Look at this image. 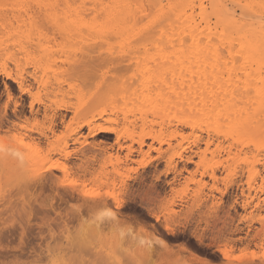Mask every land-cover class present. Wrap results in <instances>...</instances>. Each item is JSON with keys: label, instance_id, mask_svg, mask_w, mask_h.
<instances>
[{"label": "rangeland", "instance_id": "1", "mask_svg": "<svg viewBox=\"0 0 264 264\" xmlns=\"http://www.w3.org/2000/svg\"><path fill=\"white\" fill-rule=\"evenodd\" d=\"M5 1L0 0V85H3V89L0 91V117H3L4 123L2 130H0V261H4V264H97L99 256L102 259L107 256V258H113L112 260L108 259L111 260L110 262L106 258V262L110 264L113 262L132 264V261L134 264L139 261V264L145 263L144 258H141V252L147 247L148 243L150 244L149 237H151L150 233L152 231L150 225L154 222L147 208L136 194L141 193L140 191L145 190L151 183L163 188V182L172 178V173L164 176V172L167 167L172 166L168 165V162L173 159L178 170L184 169L178 178V182L173 186L174 197L177 201L174 210L177 215L184 214L188 206H191L196 192H199L195 197L198 199L201 198L200 195L212 196L217 200L222 199L221 202L224 210H226L234 194H239L236 190V186L239 184L247 189L249 183L252 198L255 196V192H258L257 197L263 202L254 207L256 203L254 198L253 204L246 212L247 215L242 210H237V219L238 216H246L239 226L245 228L250 225L252 227L250 232L252 237L248 241H243L244 243L228 242V239V241H223L222 244L220 242V246L226 243L227 246L231 247L232 251L228 260L219 257L220 255L215 252V248L212 246L213 242L208 239V235L202 236V240L199 241L190 235L193 225L184 230L179 226L183 222V216L172 217L173 228L176 229L174 237L176 236L177 240L168 242L174 252L171 258L168 259L169 262L171 261L168 264H262V254L258 248V231H260L261 226L257 219L260 217L264 220V192H260V187L264 186V133L258 132L259 129L257 131H251L252 129H250L248 132L244 130H241L242 132L235 131L228 124L229 137L221 142V147L211 146L203 157H193L192 162L175 159V154L186 148L190 147L195 150L192 145L193 137L201 135L198 129H191L189 126L178 124L177 112H180V109L177 108L179 106L178 101H176V104L172 102V106L169 104V109H167V106L163 104L164 100L156 95L134 101L119 93L97 91L95 88V83L98 82L97 78L91 82L94 83L92 85L94 87L89 85L90 82L87 84L70 82V65L73 63L77 52L70 53L68 46L67 52L65 50L66 43H63V46H65L63 47L62 44L59 45V43L52 41L44 33L28 30L29 26H15L16 23L9 18L11 12L16 13L17 9L20 10L26 7L29 9L35 6L36 1L40 0ZM133 1L136 5L132 4ZM167 1L168 3L171 2V0H162L163 7L168 6ZM180 1L174 0L173 2L172 0L171 3L173 5L183 4ZM194 1L196 5L199 2V0ZM221 1H226L224 3L229 6L228 8L231 7L236 10V19L242 20V29L244 30L242 32H254L258 34V39L264 38V17L260 18L258 22L256 20L250 21L247 15L250 11L246 8V4L252 2L257 4L258 8L264 9V7H261V0ZM20 2H24V4ZM107 2H111V0H107L105 3ZM144 2V0H130L131 5L134 7H140L142 4L147 7L149 3L144 5L146 4ZM152 2L151 4L154 3ZM211 2L213 0H203L204 5L207 7V18L213 23L219 13L211 8V6L213 7ZM173 5H171V8ZM139 7L137 8L138 11H140ZM150 8L149 13H152L149 15L145 7L141 9L143 16L146 14L151 17L148 20V17H144V20L142 17V21V15L140 14L139 20H141L140 24L143 26H140L142 27L153 25V22L159 18L156 16L155 8ZM166 8L164 10H167ZM196 13L197 10L194 19L198 22L200 18L196 17ZM245 21L249 22L244 23ZM252 26L256 28H252ZM125 39L126 35L111 38L105 48L112 54L130 55L128 52H131L134 55L144 56L153 55L158 50L151 44L145 49L141 45L129 48L124 46ZM26 43L32 44V48L21 49L23 44ZM235 43L234 49L238 50V45ZM189 46L188 43L187 47ZM187 47L186 49H188ZM181 50L182 48L178 49V51ZM221 51L224 53V57L229 60L230 56L227 50L222 49ZM226 52L227 54H225ZM234 55L232 57L234 60L230 59L227 64L232 68L229 64L234 63L233 66L235 65V67L232 69L235 72H231L232 69L228 68L227 65L225 66V70L227 68L228 72L233 73L234 78L232 81L237 77L243 79V75L239 73L242 72L240 69L241 59L236 61L240 56L238 54ZM237 64L239 65L236 66ZM3 67L12 75V79H18L20 76L26 78L27 91H18L12 79L6 78L1 73ZM256 70L258 71V69H255L254 75L259 73ZM259 71H261V75L263 74L260 77H264V70ZM31 72L36 73V81L28 78V74ZM125 77L121 76L119 79ZM257 78L250 77V83H255ZM69 82L75 86L70 88ZM9 86H12L13 89L10 91V98L8 99L5 88ZM6 102H8V107L4 113L3 107ZM15 103L20 105L18 109L22 112L20 120L12 117L15 111ZM157 103L159 106L156 105ZM63 106L69 107L71 112L58 111ZM30 107L34 112L33 115L29 114ZM74 107L78 108L76 113L72 110ZM56 111L65 116V122L62 125L58 124L56 127L55 141L53 146L49 148L53 149L51 151L46 147L35 149L30 144L27 136L37 137L39 133L49 135V118ZM100 112L102 115L101 118H98L96 115ZM184 117L186 120L190 118L198 128H203L212 122L203 114ZM87 121L109 127L113 129L114 134L92 133L88 135L86 128L83 127L80 131L81 136H79V140L83 144L81 146L79 144L70 145L66 149L70 153V157L65 159L63 153L59 151L62 148V139L74 135L77 128ZM12 122L17 123L19 127L17 130H11V133L5 136L6 127L11 126ZM214 124L218 126L217 123ZM115 135L119 136L120 144L123 147L119 154L121 157L126 153L125 147L131 146L135 150L131 157L133 162L128 163L126 166L116 162L115 151L107 150L106 153L101 154L96 150L98 146L112 145ZM140 138L143 139L144 144L141 147V152L138 153ZM81 148H83L82 153L80 152ZM17 155L24 156V160L16 159ZM218 163L223 165H218ZM79 165H89V173L83 176L77 170ZM53 167L58 168L54 169ZM214 168L218 178L215 189L211 187L212 184L206 176ZM251 168L258 172L253 180L248 179V171ZM47 169H51L52 177L46 171ZM189 173L194 176L193 181H185L186 178L190 177ZM202 173L205 175L201 177ZM45 176L47 179L43 178ZM128 177L127 183L130 185L131 191L134 192L125 195L122 182ZM142 177L145 179V187L139 188L137 182ZM199 179H202L207 185L201 188L198 187L195 181ZM226 188L227 194L222 195ZM164 191L163 197L170 198L171 194L166 187ZM67 193H72L75 199H70ZM94 197L106 198L109 202L113 197H117L124 202L121 214L116 215L118 220L123 218L121 221L124 223H121L120 229L123 231L125 229L124 233L120 229V231L114 229L113 233V229L106 232L110 229L101 227V232L96 233L94 238L92 233H88L89 236H86L85 241L78 240V234L84 225L91 227L90 225L93 226L95 222L104 224L111 218L112 213L116 212L112 206H100L88 211L85 206H80L83 200L89 201ZM78 207L81 208V218L72 220L73 222L68 224L69 227L65 229L62 219H71L73 214L76 215L75 211ZM248 212L252 213L253 218L248 215ZM59 215L62 217L59 218ZM68 215L69 217H67ZM236 223L238 224V222ZM204 226V224L200 225L199 233ZM130 229L131 232H128ZM67 230L68 232H66ZM100 234L103 236H100ZM254 235L256 237L252 239ZM66 236L67 240H65ZM239 236L244 237L243 234ZM72 237V241L75 240L74 244L72 243L73 246L69 244L72 242ZM68 238L69 243L67 244ZM230 238H232L230 240H233L237 236ZM121 242L124 244L122 247ZM179 245L184 246L189 252L196 255L199 262L189 260L187 252H177ZM128 246H131V253L126 251L130 249L127 248ZM125 247L126 250H123ZM138 248L142 250L139 252ZM122 251L130 253L128 256L126 255L128 258L125 255L121 256L124 253ZM97 253L98 257L96 256ZM130 255L133 256L132 261ZM134 258L136 259L134 260Z\"/></svg>", "mask_w": 264, "mask_h": 264}, {"label": "bare ground", "instance_id": "2", "mask_svg": "<svg viewBox=\"0 0 264 264\" xmlns=\"http://www.w3.org/2000/svg\"><path fill=\"white\" fill-rule=\"evenodd\" d=\"M106 1L107 0H105V2ZM144 1L146 2L144 5H147V3L150 5L149 7L147 5L148 10L147 7L142 4L140 7L138 6L140 8V11H138V7L131 5L130 0H111V2L107 3L103 2V0H40L36 1L35 6H30L31 8L29 9L27 7L20 9L21 6L19 8L21 11L17 9L16 13L11 12L10 15L12 18H9L12 22L14 21V23H16L15 26H29L28 30H35L38 31V33H44L52 41L59 43V45L62 44L63 46V43H66V47H63H65V50L69 47L68 49L70 53L77 52L73 63L70 65L69 76L70 82L72 83L79 82L87 84L97 78L96 80H98V82L95 83L97 91L119 93L120 95L134 101H137L140 98L143 99L144 97L147 98L156 95L158 98L164 100L163 104L164 106H167V109H169V104L172 106L173 103L176 104V101H178L177 104L179 106L177 108L180 109V112L176 111L178 115V124L189 126L191 129H198L201 132V135L193 137L192 145L195 150H192V148L189 147L182 150V152L175 154V159L179 161L192 162L193 157H203L210 150L211 146H215V148L221 147V142L229 137L227 131L228 124L232 130L235 131L244 130L245 132H248L250 129H252L251 131H257V129H259L258 132L261 131L264 133V77H260L261 71H259L261 69L264 70V38L258 39V34L254 32H242V20L240 21L236 19V10H233L231 7L230 10V8H228L229 6L224 3L226 1L213 0V2H211L213 4V7L211 6L212 4L210 5L211 8L219 13L213 23L207 18V7L204 5L203 0H199L197 5L194 0H181L180 2L183 4L173 5L171 0L170 3L173 5L172 8L167 1L166 4H168V6L165 7H167L166 9L168 11L164 10L165 7L162 5V0L161 2L160 0ZM151 2L153 4H151ZM20 3L24 4V2ZM133 3L134 1L132 4ZM144 7L148 11V15L152 13H149V8H155V11L157 12L156 16L159 17L151 26L142 27L143 25L140 24L142 17L143 20L144 17H148L147 20L151 18L146 14V16L141 14V9ZM246 8L250 11L247 10L249 12L247 15L250 21L256 20L258 22L260 18L264 17V9L258 8L257 4L249 2L246 4ZM196 10V17L198 16L200 18L198 22L194 19ZM13 13L14 15H12ZM140 14L142 15L141 20H139ZM151 16H153V14H151ZM241 17L243 16L241 15ZM248 22L249 21H245L244 23ZM244 26L243 28L245 29ZM253 27L254 26H252V28ZM119 35H126L124 46L129 48L141 45L142 48L145 49L151 44L158 50L155 52L156 54L153 53V55L147 56L134 55L131 52H128L130 55L123 53L112 54L107 48H105V45H107V42L111 38H115ZM235 42L238 45V50L235 48L237 51L234 49ZM188 43L190 44V48L187 47ZM186 47L188 49H186ZM25 48H32V44H23L21 49L27 50ZM179 48H182V50L178 51ZM222 49L227 50L231 60L233 59L232 57L235 56L234 54H238V56L241 57L236 61H240L241 59L240 69L242 72L239 73L243 75V79L237 77L232 81L234 78L232 74L235 72V70L233 72L232 68H234L235 65L233 66L234 63L232 62L233 64H229L232 68L228 66L227 62L230 59L228 60L224 57V53L221 51ZM227 52L225 54H227ZM226 65L228 68L232 69L231 72L233 73L228 72L227 68L225 70ZM238 65L239 64L236 66ZM255 69H258V71L256 70L259 72L257 75H254ZM1 73L5 75L6 78L12 79V75L6 71L5 67L1 69ZM121 76L126 77L124 79H119ZM250 77L258 78L256 82L254 81L255 83H250ZM28 78L32 81H36V73H29ZM231 81L232 83H230ZM12 82L15 84L18 91H27L28 85H26V78L20 76L18 79H12ZM70 82L69 87L73 88L75 85ZM93 84L91 83L89 85L92 86ZM5 89L7 92V98L9 99L10 91H12L13 88L12 86H9ZM14 105L15 111L13 112L12 117L16 120H20L22 113L18 110L20 105L18 103H15ZM156 105H158V103ZM7 107L8 102L4 104V113L6 112ZM61 110L71 112L70 108L65 106L58 109V111ZM72 110L76 113L78 108L74 107ZM29 114H34L31 107ZM194 114H203V116L208 117L212 122L203 128H198L190 118L186 120L184 117H191ZM101 115L102 113L100 112V114H97L96 116L101 118ZM64 122L65 116L57 111L54 112L49 118V135L46 133H39L37 137L27 136L32 147L35 149H39L40 147H46L49 149L52 147L53 142L55 141L56 127L58 124L62 125ZM214 123H217L218 126ZM3 125V117H0V130H2ZM18 127L17 123L12 122L11 126L6 127L7 130L4 131V135L7 136L11 133V130H17ZM83 127L86 128L88 135L92 133L114 134L113 129L105 127L104 125L96 124L92 121L82 123V125L77 128L74 135L62 139V148L59 149V151L63 153L65 159L70 157V153L66 151L70 145L79 144L81 146L83 144V142L81 143L79 140V136H81L80 131ZM143 144L144 141L140 138L138 141V153L141 152ZM52 149L53 148L49 149V151ZM122 149L123 147L120 144V138L118 135H115L114 143L112 145L103 147L98 146L96 148L101 154L106 153L107 150L115 151L116 162L120 165L122 164L126 166L128 163L133 162L131 157L135 150L131 146L125 147L126 153L121 157L119 154ZM217 150L221 151L222 149ZM80 152H83V148L80 149ZM17 156L16 159L24 160V156ZM175 164L176 162L173 159L168 162V165L172 166L167 167L164 176L172 173V178L163 182V188L155 183H151L145 188V190H141V193L136 194L142 204L147 208V211L154 222L150 225L152 230L150 234L152 238L149 237V246L147 245L143 250L138 248L139 252L142 250L141 258H144L143 261H145L146 264H168V259L174 254L168 242L177 240V238H175L176 236L174 237L176 229L173 228L174 223H172L171 218L183 216V222L179 225L183 230L193 225L194 227L191 228L192 231L190 232V235L199 241L202 240V236L208 235V239L213 242L212 246L215 248V252H217L222 259L228 260L230 252L232 251L231 247L227 246L226 243H224L223 246H220V242L222 244L223 241L229 240L228 242L234 241L244 243L243 241H248L249 238L252 237L250 235V232L252 231L250 225L245 228L239 226L240 223H243L242 221H244L246 216H238L239 218L237 219V210L240 209L246 214L247 210L253 204L254 198L256 200L254 207L258 206L263 200L260 201L258 199V192H255V196L252 198L250 193L251 186L249 183L247 189L239 184L236 186V190L239 194H234L230 203H228L226 210H224L221 202L222 199L217 200L212 196L204 195H200L201 198L198 199L195 197L199 192H196L195 197L192 199L191 206H188V209L184 214L181 213L177 215L174 210V207L177 206V201L174 197L173 186L178 182V178L181 176L184 169L182 168L183 170H178ZM218 165L223 164L218 163ZM57 168L58 167L54 169ZM88 169L89 165H79L77 167V170L80 171L83 176H85L86 173H89ZM46 171L49 172L52 177L51 169H47ZM215 171L216 169L214 168L206 175L210 180L213 189H215V184L218 181ZM257 174L258 172L254 168H251L248 171V179L253 180ZM189 175L190 177L186 178L185 181H193L194 176L191 173H189ZM204 175L205 174L202 173L201 177ZM43 178L47 179L46 176ZM128 179L129 177L122 182L125 195L132 192L130 185L127 183ZM144 180L145 179L142 177L137 182L139 188L145 187ZM195 184L200 188L207 185L202 179L195 181ZM165 187L171 194L170 198H167L166 196L163 197L165 194ZM225 190L226 191L222 193V195L227 194V188ZM133 192L131 194H133ZM260 192H264V186L260 187ZM69 196L70 199H75L73 198L72 193H70ZM80 206H85L87 211L100 206H112L115 208L116 212H113L111 218H109L104 224L95 222L93 225L94 227L92 225H90L91 227L88 225L89 228L86 225L83 227L81 226L82 229H80L78 234L79 241H85L88 233H92V237L94 238L96 233L102 229L101 227H104V229H110L106 230V232L113 229L112 233L114 229H120L122 225L121 223L123 222L121 219L123 218L118 220L116 215L121 214L124 202L117 197H113L111 202L106 198L101 199L94 197L89 201L83 200V203ZM80 211L81 208L78 207L75 211L76 215L73 214L71 219H62L63 227L65 229L69 227L68 224L73 222L72 220L81 218ZM248 215L253 218L251 212H248ZM61 217L62 216L59 218ZM67 217H69V215ZM257 221L261 226L260 231H258V248L262 254V264H264V220L258 217ZM235 222H238V224H235ZM201 224H204L205 226L199 233V227ZM120 230L123 231L122 229ZM66 232H68V230ZM128 232H131V229ZM101 234L100 236H103ZM241 234H243L244 237H240L239 235ZM233 236H237V238L230 240L232 239L230 237ZM255 237L256 235H254L252 239ZM65 240H67V236ZM72 240L73 237L71 241ZM66 242L67 244L69 243V238ZM74 242L75 240L69 244L73 246ZM122 245L124 244L122 243L121 247ZM130 247L128 246L127 248ZM123 250H126V247L123 248ZM130 250L131 248L126 251ZM126 251H122L124 253H122L121 256H128V254L131 253V251L130 253H127ZM179 251L187 252L189 260L199 262L197 256L189 252L184 246L179 245L177 252ZM96 256L98 257V253ZM130 257H132L130 258L132 261L133 256L130 255ZM104 258L105 259H102L99 256L98 262L100 264H110L106 262L107 256H104ZM109 258H107V260ZM135 259L136 258H134V260ZM111 260L108 261L110 262ZM185 261L186 260L184 259V262ZM139 262L135 264H139ZM142 263L145 264L144 262ZM112 264H118V262H113ZM132 264H134L133 261Z\"/></svg>", "mask_w": 264, "mask_h": 264}, {"label": "snow or ice", "instance_id": "3", "mask_svg": "<svg viewBox=\"0 0 264 264\" xmlns=\"http://www.w3.org/2000/svg\"><path fill=\"white\" fill-rule=\"evenodd\" d=\"M261 7H264V0H261ZM2 89H3V85H0V91H2ZM0 264H4V261H0ZM97 264H99V262H97ZM125 264H126V262H125Z\"/></svg>", "mask_w": 264, "mask_h": 264}]
</instances>
